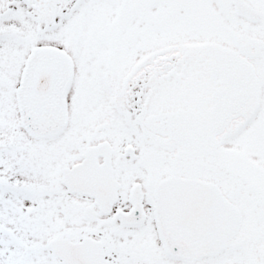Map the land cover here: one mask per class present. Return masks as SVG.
<instances>
[{
	"label": "snow or ice",
	"instance_id": "6c2138e0",
	"mask_svg": "<svg viewBox=\"0 0 264 264\" xmlns=\"http://www.w3.org/2000/svg\"><path fill=\"white\" fill-rule=\"evenodd\" d=\"M0 264H264V0H0Z\"/></svg>",
	"mask_w": 264,
	"mask_h": 264
}]
</instances>
